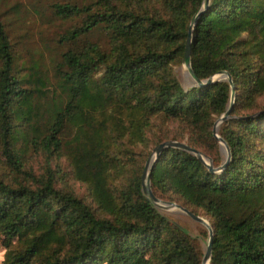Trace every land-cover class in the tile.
Here are the masks:
<instances>
[{"label":"trees","instance_id":"16d2710c","mask_svg":"<svg viewBox=\"0 0 264 264\" xmlns=\"http://www.w3.org/2000/svg\"><path fill=\"white\" fill-rule=\"evenodd\" d=\"M53 10L81 20L61 38L70 47L54 84L40 65L21 69L0 20L3 264H202L200 243L143 191L133 149L149 147L156 118L182 123L185 144L222 169L166 146L151 170L155 197L209 218L210 264H264V0H89ZM199 14L191 68L204 82L228 72L234 92L227 80L186 89L177 78ZM100 29L106 48L89 40ZM230 107L218 130L227 162L213 128ZM167 142L183 143L165 136L155 146ZM30 153L44 159L40 174ZM62 160L88 199L63 183Z\"/></svg>","mask_w":264,"mask_h":264},{"label":"rangeland","instance_id":"374dc122","mask_svg":"<svg viewBox=\"0 0 264 264\" xmlns=\"http://www.w3.org/2000/svg\"><path fill=\"white\" fill-rule=\"evenodd\" d=\"M89 0H1L0 1V20L4 24L6 32L9 35L13 50L18 56L21 69L24 72L30 70L34 65H40L41 70L47 75L51 82H56L54 68L61 60L62 54L69 49V44L62 43L61 38L75 26L81 25V20H63L54 14L53 5L55 4H77L84 5ZM89 40L99 43L103 48L108 45L107 33L100 29L94 31L89 36ZM175 73L184 88H191L196 85L188 68L183 64L175 68ZM216 80L221 79L216 76ZM234 103V102H233ZM232 104V103H231ZM264 106V98L261 99ZM219 119L216 120V122ZM215 122V123H216ZM221 123L217 125L219 130ZM148 148L137 147L133 149L137 154V163L145 168L147 161L155 157V142L160 137L176 136L179 141L186 143L188 137L184 125L178 121H165L156 118L153 121L151 130L148 133ZM226 154L225 151H223ZM143 154V155H141ZM28 167L34 169L40 174L43 169L44 159L41 156L33 154L27 155ZM154 159V158H153ZM4 157L0 150V177H6L9 170L3 164ZM63 170L66 187L73 190L79 197L88 199L86 187L75 181L70 173V167L66 160L60 162ZM163 202L172 203L167 200ZM177 204V203H175ZM160 211L172 222L182 227L189 236L200 243L205 252L209 233L207 228L194 221L186 213L178 208L160 209ZM209 222L205 215H199ZM210 224V223H209ZM5 249L0 248V264H3Z\"/></svg>","mask_w":264,"mask_h":264},{"label":"water","instance_id":"95a60500","mask_svg":"<svg viewBox=\"0 0 264 264\" xmlns=\"http://www.w3.org/2000/svg\"><path fill=\"white\" fill-rule=\"evenodd\" d=\"M209 2H210V0H204V7H207ZM199 17H200V14L198 16H195L191 22V26L189 29V37L187 40L186 50H185L184 59H183L184 65L188 68V71L191 74L192 78L195 80L197 86L201 87L204 85L212 84L215 81H217L216 76H219L221 79H225L229 82V84L231 85L233 92H234V82L232 80L231 75L228 72H225V71L220 72L218 75H216V76H214V77H212V78H210L204 82V81H201L200 79H198V77L195 75V73L193 72V70L191 68L192 33H193V27H194V25H195V23ZM234 100H235V96L232 95V98H231L232 104H233ZM232 104H231V107H232ZM231 107L227 110V112L222 117L219 118V120L215 123V126L213 128V134H214L215 138L219 141L221 148H222V151L226 152L227 162L230 159V150H229V147L227 146L226 142L218 135L217 125H218V123H222L229 118ZM166 146L167 147L181 148L183 150H186L188 152L195 154L200 160H202L207 165V167L209 168L210 171H220L222 168L214 169L212 166V160L210 158L204 156L202 153H200L196 149L189 147L185 143L167 142V143L161 144L155 148V150H154L155 157H153L154 159L150 158L147 161L145 168H144V171H143V175H142L144 194L151 199V201L156 205V207L158 209L168 210V209H172V208H178V209L182 210L184 213H186L188 216H190L191 219H193L194 221H196L199 224L204 225L207 228L208 233H209V241H208V245H207V248L205 251V255H204L203 260H202V264H210L211 257H212V245H213L214 231L212 229V226L209 224V222L207 220H205L204 218L193 214L192 212H190L189 210H187L186 208H184L178 204L163 202L162 200L156 198L152 192V188H151L152 166H153V163L155 162L156 158L158 157L160 151Z\"/></svg>","mask_w":264,"mask_h":264}]
</instances>
